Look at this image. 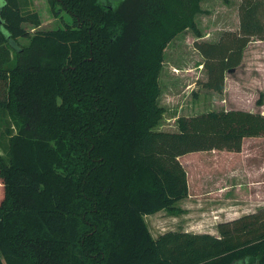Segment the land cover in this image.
Returning a JSON list of instances; mask_svg holds the SVG:
<instances>
[{
	"label": "trees",
	"instance_id": "16d2710c",
	"mask_svg": "<svg viewBox=\"0 0 264 264\" xmlns=\"http://www.w3.org/2000/svg\"><path fill=\"white\" fill-rule=\"evenodd\" d=\"M47 1L74 25L30 37L32 0H0V264H264V208L221 222L219 236L155 239L145 220L197 196L194 163L264 138V114L241 109L157 130L165 50L187 30L202 37L203 0ZM238 12L237 30L195 43L209 91L264 42V0Z\"/></svg>",
	"mask_w": 264,
	"mask_h": 264
},
{
	"label": "rangeland",
	"instance_id": "374dc122",
	"mask_svg": "<svg viewBox=\"0 0 264 264\" xmlns=\"http://www.w3.org/2000/svg\"><path fill=\"white\" fill-rule=\"evenodd\" d=\"M241 2L242 0H203L202 8L205 13L197 19L202 37L198 38L194 31L187 30L166 48L160 76L159 100L165 113L157 127L158 131L177 133V120L180 117H192L209 111L241 109L264 114V42L253 41L249 45L245 50L242 66L227 73L226 86L222 93L209 91L202 86L208 75L203 69L204 59L195 48V43L215 42L223 31L237 30L238 8ZM29 6V10L37 12L41 20V26L38 28L29 23L24 25L30 37L37 30L49 31L63 28L65 25H74L73 17L59 7L55 9L57 14L52 12L47 0H32ZM28 41L26 38L19 39L22 45ZM259 101L261 105L258 104ZM1 132L4 134L5 128ZM2 141L7 143L8 137H4ZM0 152L3 153V150L0 149ZM211 154L213 157L204 158L206 165L194 163L198 168L190 170L192 180L199 181L197 187L192 186V191L195 190L197 196L190 195L177 202L175 210L166 209L145 217L153 238L156 239L170 231L210 233L219 236L217 226L226 221L224 217L219 218L218 213L222 203L219 200L223 192L221 188H225L228 183L229 187L225 190L233 194V187L236 186L234 179H242L245 176L247 179L243 184L248 186V178H251L257 182L254 183L257 185L254 188L256 193L264 190L260 188H264V138L244 141L239 159V155L232 153ZM188 158L195 162L198 157L196 155ZM236 168L243 172L239 171L240 175H233L231 172ZM2 197L3 185L0 182V202Z\"/></svg>",
	"mask_w": 264,
	"mask_h": 264
},
{
	"label": "crops",
	"instance_id": "0c3cea01",
	"mask_svg": "<svg viewBox=\"0 0 264 264\" xmlns=\"http://www.w3.org/2000/svg\"><path fill=\"white\" fill-rule=\"evenodd\" d=\"M259 42H262V41H259ZM244 57H245V51H244ZM243 61H244V58H243ZM242 63L239 67L235 68L231 72L239 69L242 66ZM259 138H263V137L249 138V139H245L244 141L251 140V139H259ZM239 166H242V165H239ZM236 169L234 170V172H231L233 173V175L234 173L235 175H240V173L243 172V170L240 171V168L237 170ZM239 171L240 173H238ZM245 179H247L245 178V176L242 179H236V178L234 179L236 186L233 187V194H230V192H228L229 190L227 191L225 190V188L229 187L228 183L225 185L226 186L225 188H221L223 192H221L219 200L222 203L220 206V211L218 213L220 215L219 218L224 217L226 219V221L224 222L232 221L244 215L253 213L260 207H264V190H261L260 192L256 193L255 191L256 189L254 188L257 185H254V183H257V182L255 180H251V178H248L249 182H248V186H246L247 184L246 185L243 184V181H245ZM260 188L264 189L262 188V186H260Z\"/></svg>",
	"mask_w": 264,
	"mask_h": 264
},
{
	"label": "water",
	"instance_id": "95a60500",
	"mask_svg": "<svg viewBox=\"0 0 264 264\" xmlns=\"http://www.w3.org/2000/svg\"><path fill=\"white\" fill-rule=\"evenodd\" d=\"M0 23H1V19H0Z\"/></svg>",
	"mask_w": 264,
	"mask_h": 264
}]
</instances>
